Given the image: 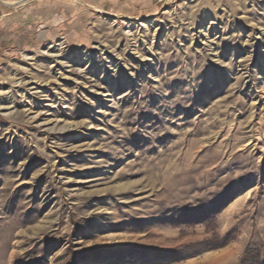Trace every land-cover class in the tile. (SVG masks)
I'll return each mask as SVG.
<instances>
[{
	"label": "rangeland",
	"instance_id": "374dc122",
	"mask_svg": "<svg viewBox=\"0 0 264 264\" xmlns=\"http://www.w3.org/2000/svg\"><path fill=\"white\" fill-rule=\"evenodd\" d=\"M22 1L0 0V264L262 263L264 0Z\"/></svg>",
	"mask_w": 264,
	"mask_h": 264
},
{
	"label": "trees",
	"instance_id": "16d2710c",
	"mask_svg": "<svg viewBox=\"0 0 264 264\" xmlns=\"http://www.w3.org/2000/svg\"><path fill=\"white\" fill-rule=\"evenodd\" d=\"M227 244V243H226ZM219 245V244H218ZM223 245V244H222ZM221 246V245H220ZM214 247H217V246H204V248H205V250H210V249H212V248H214ZM203 248V249H204ZM192 253H196V252H192ZM191 253V254H192ZM242 264H264V261L261 263V262H254V261H252V260H250V259H245L244 260V262L242 263Z\"/></svg>",
	"mask_w": 264,
	"mask_h": 264
},
{
	"label": "bare ground",
	"instance_id": "6f19581e",
	"mask_svg": "<svg viewBox=\"0 0 264 264\" xmlns=\"http://www.w3.org/2000/svg\"><path fill=\"white\" fill-rule=\"evenodd\" d=\"M26 1H27V0H26ZM26 1H22V2H20V3L24 4Z\"/></svg>",
	"mask_w": 264,
	"mask_h": 264
}]
</instances>
